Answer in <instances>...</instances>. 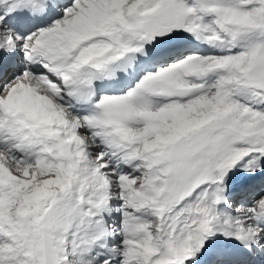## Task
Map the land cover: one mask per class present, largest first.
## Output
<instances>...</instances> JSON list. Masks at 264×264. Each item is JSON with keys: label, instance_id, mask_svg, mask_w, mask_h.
Listing matches in <instances>:
<instances>
[{"label": "snow or ice", "instance_id": "6c2138e0", "mask_svg": "<svg viewBox=\"0 0 264 264\" xmlns=\"http://www.w3.org/2000/svg\"><path fill=\"white\" fill-rule=\"evenodd\" d=\"M0 264H264V0H0Z\"/></svg>", "mask_w": 264, "mask_h": 264}]
</instances>
